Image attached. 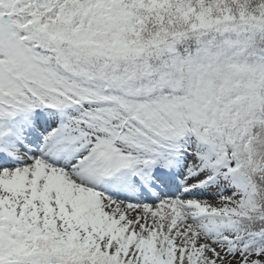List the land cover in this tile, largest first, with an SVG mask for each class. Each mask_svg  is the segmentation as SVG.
Segmentation results:
<instances>
[{
  "label": "snow or ice",
  "instance_id": "6c2138e0",
  "mask_svg": "<svg viewBox=\"0 0 264 264\" xmlns=\"http://www.w3.org/2000/svg\"><path fill=\"white\" fill-rule=\"evenodd\" d=\"M0 264H264V0H0Z\"/></svg>",
  "mask_w": 264,
  "mask_h": 264
}]
</instances>
